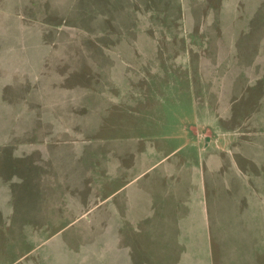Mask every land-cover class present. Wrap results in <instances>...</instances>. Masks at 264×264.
Segmentation results:
<instances>
[{"label": "rangeland", "instance_id": "obj_1", "mask_svg": "<svg viewBox=\"0 0 264 264\" xmlns=\"http://www.w3.org/2000/svg\"><path fill=\"white\" fill-rule=\"evenodd\" d=\"M50 13L35 24L54 45L14 24L23 52L6 62L27 71L33 102L15 119L14 103L0 105V125L23 132V150L37 143L51 160L38 174L63 177L79 206L155 207L148 191L225 193L232 206L220 213L230 217L196 228L212 264H264V0H63ZM65 232L33 255L89 247Z\"/></svg>", "mask_w": 264, "mask_h": 264}, {"label": "crops", "instance_id": "obj_2", "mask_svg": "<svg viewBox=\"0 0 264 264\" xmlns=\"http://www.w3.org/2000/svg\"><path fill=\"white\" fill-rule=\"evenodd\" d=\"M62 3L63 0H0V105L8 101L14 103L18 109L10 116L14 119L22 113L19 111L22 102H33L35 88V84L27 78V71L23 73L17 65L10 69L6 67L9 59L14 60L23 52L22 37L26 34L17 35L15 27L20 23L25 32H46V44L52 47L54 39L50 34L53 31L37 27L35 19L38 15L41 20L51 18L50 6ZM12 39L16 43L7 45L8 40ZM6 115L0 113L1 122ZM30 132L33 133L32 130ZM22 134L14 126L7 129L0 125V264L213 263L209 251L210 238L199 237L196 228L203 223H218L230 217L229 213H220L222 209L231 208L229 195L203 190H162L148 191L142 196L154 199L155 207L150 208L72 205L71 193H67L63 186V177L55 180L48 169L38 174L40 161L48 163L50 159H39L37 143L34 146L32 142L27 144L29 149L25 152L19 141ZM17 180L27 185L33 198H25L27 192L16 191L12 185ZM56 183L59 189L54 190ZM39 184L45 186L41 192ZM80 197L75 196L74 203L80 202ZM21 201L29 204H20ZM138 210L142 213L130 212ZM182 223L185 227H182ZM137 226L141 227L142 235L138 256L135 255L133 240ZM71 228L77 232H65ZM64 232L69 238L91 243L88 248L78 251L67 248L65 253L59 254V248H52L54 255H33V250L39 245ZM23 241L32 245L30 250L21 252ZM203 250L206 255L200 256L199 251ZM11 255L15 257L11 259Z\"/></svg>", "mask_w": 264, "mask_h": 264}]
</instances>
